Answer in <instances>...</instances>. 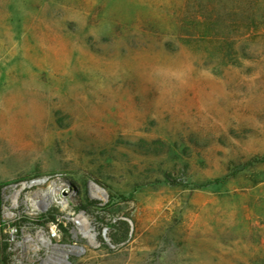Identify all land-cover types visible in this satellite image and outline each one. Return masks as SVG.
Listing matches in <instances>:
<instances>
[{
    "label": "rangeland",
    "instance_id": "rangeland-1",
    "mask_svg": "<svg viewBox=\"0 0 264 264\" xmlns=\"http://www.w3.org/2000/svg\"><path fill=\"white\" fill-rule=\"evenodd\" d=\"M250 2L0 0V264H264Z\"/></svg>",
    "mask_w": 264,
    "mask_h": 264
},
{
    "label": "trees",
    "instance_id": "trees-1",
    "mask_svg": "<svg viewBox=\"0 0 264 264\" xmlns=\"http://www.w3.org/2000/svg\"><path fill=\"white\" fill-rule=\"evenodd\" d=\"M208 19L210 18H207L206 21H212ZM241 23L247 27L245 32L251 27L256 29L260 26L264 27V0H253V2L251 0L247 8L241 13ZM211 32L212 31H210L207 26H204L201 34L204 37H210L213 36ZM1 263L5 264L4 260L1 261Z\"/></svg>",
    "mask_w": 264,
    "mask_h": 264
},
{
    "label": "bare ground",
    "instance_id": "bare-ground-1",
    "mask_svg": "<svg viewBox=\"0 0 264 264\" xmlns=\"http://www.w3.org/2000/svg\"><path fill=\"white\" fill-rule=\"evenodd\" d=\"M45 183V181L44 180H36V181H33V182H31L30 183V185H29V187H32V186H39V185H37V184H44ZM91 189H92V191H93V197H95V198H99L98 197V195L96 194L97 192H99V193H101V190H100V188L98 187V186H96V185H91ZM50 203L49 202H45V203H43V210L44 209H46L47 207H48V205H49ZM78 219H79V221H80V223H81V229H83V235H84V237H86V239H89V241H92V237H93V235L94 234H92V232H91V229L88 227V224H87V220H86V218L84 217V215H82V214H80L79 216H78ZM67 252H70V251H67Z\"/></svg>",
    "mask_w": 264,
    "mask_h": 264
},
{
    "label": "built area",
    "instance_id": "built-area-1",
    "mask_svg": "<svg viewBox=\"0 0 264 264\" xmlns=\"http://www.w3.org/2000/svg\"><path fill=\"white\" fill-rule=\"evenodd\" d=\"M71 192H73V190H70V193ZM45 264H66V261L64 259H55L53 261H48Z\"/></svg>",
    "mask_w": 264,
    "mask_h": 264
}]
</instances>
